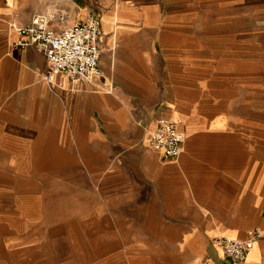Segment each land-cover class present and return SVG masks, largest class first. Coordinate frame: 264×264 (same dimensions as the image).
<instances>
[{
  "label": "crops",
  "instance_id": "1",
  "mask_svg": "<svg viewBox=\"0 0 264 264\" xmlns=\"http://www.w3.org/2000/svg\"><path fill=\"white\" fill-rule=\"evenodd\" d=\"M52 10L100 17L101 76L17 44ZM256 227L234 264H264V0H0V264H220Z\"/></svg>",
  "mask_w": 264,
  "mask_h": 264
},
{
  "label": "built area",
  "instance_id": "2",
  "mask_svg": "<svg viewBox=\"0 0 264 264\" xmlns=\"http://www.w3.org/2000/svg\"><path fill=\"white\" fill-rule=\"evenodd\" d=\"M28 25L18 26L17 44L25 46L36 44L49 59L50 69L45 79L51 82L58 73L70 78L82 77L92 79L101 76L100 36L102 33L100 17L90 13L86 20L65 24L67 14L46 11L34 14ZM58 19L63 25L55 30L50 23ZM185 133L178 121L161 116L157 119L150 137V145L164 158L177 157L182 149ZM259 228L248 231L245 239L220 236L214 240L223 255L220 264H234L244 261L254 242L260 235ZM205 264H215L204 260ZM218 264V263H217Z\"/></svg>",
  "mask_w": 264,
  "mask_h": 264
},
{
  "label": "rangeland",
  "instance_id": "3",
  "mask_svg": "<svg viewBox=\"0 0 264 264\" xmlns=\"http://www.w3.org/2000/svg\"><path fill=\"white\" fill-rule=\"evenodd\" d=\"M90 13H93V12H90ZM89 13V14H90ZM88 14V15H89ZM94 14H96V13H94ZM97 15V14H96ZM102 51V50H101ZM102 53V52H101ZM101 194V202H102V204H105L106 203V201H105V194H103L102 192L100 193ZM107 210V209H106ZM108 211L109 210H107V211H105V213L107 214L106 216H108ZM105 227H107V226H105V225H102V228H105Z\"/></svg>",
  "mask_w": 264,
  "mask_h": 264
}]
</instances>
